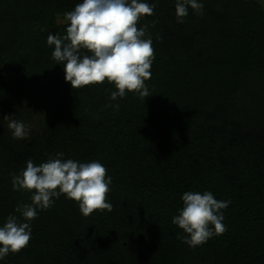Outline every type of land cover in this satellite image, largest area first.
<instances>
[{"label":"trees","instance_id":"1","mask_svg":"<svg viewBox=\"0 0 264 264\" xmlns=\"http://www.w3.org/2000/svg\"><path fill=\"white\" fill-rule=\"evenodd\" d=\"M81 2L0 0V226L25 222L15 209L31 203L11 174L60 152L106 167L113 210L84 217L62 194L0 264H264L262 3L198 0L203 15L189 7L178 23L176 0H144L156 4L137 23L153 41L152 95L113 101V83L73 89L51 58L48 35H66L58 18ZM7 115L31 125L30 138L13 139ZM189 191L230 201L227 230L195 248L172 224Z\"/></svg>","mask_w":264,"mask_h":264},{"label":"clouds","instance_id":"2","mask_svg":"<svg viewBox=\"0 0 264 264\" xmlns=\"http://www.w3.org/2000/svg\"><path fill=\"white\" fill-rule=\"evenodd\" d=\"M261 2L264 4V0ZM155 7L144 0H82L74 10L65 12L64 19L69 22L66 35L47 37V45L54 46L52 60L64 66L65 81L73 89H81L107 80L118 89L110 94L113 101L125 98L128 92L142 100L152 95L145 81L151 79L153 41L148 25L138 28L137 23L142 17L154 15ZM189 7L203 15L204 5L198 0H176L178 23L184 22ZM109 106L119 109L118 103ZM3 119L13 139L30 138L31 125L12 115ZM63 156L62 152L56 153L55 158L39 165L29 159L19 174H11L13 189L31 192V203L18 204L15 209L25 222L9 215L0 226V260L29 246L31 221L37 218L38 210L53 207L62 194L79 203L84 217L95 211L113 210L107 202L112 178L107 176L106 167L99 161L82 163L64 160ZM181 199L183 207L172 217V224L183 230L185 235L178 236L183 243L191 248L202 246L227 230L223 210L230 201L217 200L210 191L185 192Z\"/></svg>","mask_w":264,"mask_h":264},{"label":"rangeland","instance_id":"3","mask_svg":"<svg viewBox=\"0 0 264 264\" xmlns=\"http://www.w3.org/2000/svg\"><path fill=\"white\" fill-rule=\"evenodd\" d=\"M260 2H261V0H259ZM262 3V2H261ZM263 6H264V4H262ZM65 19H61V18H58V21L59 22H62V21H64Z\"/></svg>","mask_w":264,"mask_h":264}]
</instances>
